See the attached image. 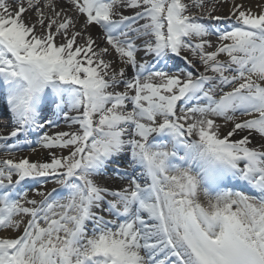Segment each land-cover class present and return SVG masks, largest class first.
Returning <instances> with one entry per match:
<instances>
[{"label":"snow or ice","instance_id":"obj_1","mask_svg":"<svg viewBox=\"0 0 264 264\" xmlns=\"http://www.w3.org/2000/svg\"><path fill=\"white\" fill-rule=\"evenodd\" d=\"M0 264H264V0H0Z\"/></svg>","mask_w":264,"mask_h":264},{"label":"bare ground","instance_id":"obj_2","mask_svg":"<svg viewBox=\"0 0 264 264\" xmlns=\"http://www.w3.org/2000/svg\"><path fill=\"white\" fill-rule=\"evenodd\" d=\"M25 154H28L27 152ZM33 155V158H42L44 153H39V154H32Z\"/></svg>","mask_w":264,"mask_h":264}]
</instances>
